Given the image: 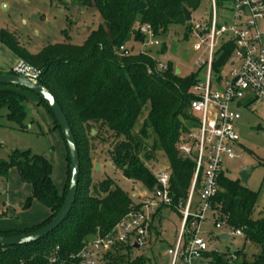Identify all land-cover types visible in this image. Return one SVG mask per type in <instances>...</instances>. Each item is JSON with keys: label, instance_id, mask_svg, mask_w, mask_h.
Here are the masks:
<instances>
[{"label": "trees", "instance_id": "trees-1", "mask_svg": "<svg viewBox=\"0 0 264 264\" xmlns=\"http://www.w3.org/2000/svg\"><path fill=\"white\" fill-rule=\"evenodd\" d=\"M71 2L82 8L95 7L103 18V24L93 30L82 45L54 43L34 53L21 43L15 33L0 28V44L20 61L41 72L38 80L52 92L69 120L81 162L77 199L66 220L37 242L14 247L0 246V264H77L73 256L90 240L109 234L129 212L140 208L141 205L112 179L101 183L98 195L90 193V139H95L97 135L93 134H98L104 128L111 131L117 140L110 158L113 166L126 179L139 183L148 193L154 192L158 187L157 177L148 165L155 160L157 153H161L169 165L170 193L175 205L180 202L185 204L191 189L196 164L193 159L183 157L179 147L183 135L196 121L191 113L194 99L191 90L200 81L202 69L182 76L168 62L166 70H159L162 63L158 57L167 48L164 41L161 45L152 46H160V50L154 48L142 51L132 47L125 55L120 48H126L130 42H147L148 36L141 32L143 26L151 27L155 40H163L171 26L190 23L185 20L183 10L186 8L193 14L199 9L200 0ZM216 2L218 6L224 7L230 0ZM190 28L187 27L189 32ZM233 49V43L228 42L216 53L214 72L217 75L231 58ZM8 74L15 73L12 70ZM25 92L29 91L0 85V116L5 110L6 117L22 128H25L27 117L25 103L28 98ZM39 101L54 119L45 103L40 98ZM148 105V115L141 129L136 132L135 124ZM54 121L56 129L60 130ZM68 161L67 182L62 194L52 180V164L46 157L27 151L16 153L9 162L0 161V174H7L11 167H15L21 181L31 187L32 194L27 206L38 201L49 211V216L37 225L25 229L0 230V236L36 232L52 221L60 212L68 193L69 157ZM218 182L219 191L213 199L211 211L215 226L224 223L227 230H241L244 245H255L257 253L248 260L244 249L234 253L210 251L207 258L211 264H227L230 256L235 254L237 257L243 256L240 264H264V216H254L258 193L249 190L241 179L229 178L224 170ZM201 183L200 176L195 189V201L198 200ZM162 209L158 210L157 216ZM171 212H176L181 218L174 209ZM156 218L149 226L150 235L156 231ZM156 234L159 236L158 231ZM138 249L131 243L117 244L98 264H146L151 260L144 255L133 257Z\"/></svg>", "mask_w": 264, "mask_h": 264}, {"label": "rangeland", "instance_id": "rangeland-1", "mask_svg": "<svg viewBox=\"0 0 264 264\" xmlns=\"http://www.w3.org/2000/svg\"><path fill=\"white\" fill-rule=\"evenodd\" d=\"M200 2V7L192 14V21L189 24L171 26L166 38L161 41L153 39L143 44L130 42L126 49L134 47L135 50L142 51L154 48L160 50V46H155L159 43L161 45L164 41L167 48L165 53L158 57L160 63L171 62L180 70L182 76L199 71L201 66L197 65L196 61L201 54L204 58L207 57V44L203 45L202 51H195L194 46L200 39L194 27L205 26L211 17L210 0ZM225 6H218L219 23L232 20V15ZM102 24V15L95 7L82 8L71 0H0V28L15 33L21 43L34 53L48 44L82 45L89 34ZM187 27H191V32ZM153 45L155 46L152 47ZM3 49L7 51L5 47ZM1 57H4L2 51ZM200 74L204 75L205 71L202 69ZM25 94L28 98L25 103L27 111L25 128L8 119L5 110L0 116V161L9 162L16 153L27 151L32 155L46 157L52 164V180L62 194L68 175L67 144L61 131L56 129L52 115L40 104L39 98L31 92ZM238 111L241 119L236 126L240 137L237 152L241 157L226 161L224 172L235 180L241 179L244 169L250 170L248 180L242 183L249 190L258 193L254 216L260 218L264 216V105L246 102ZM148 112L149 105L144 108L135 124L136 132L143 126ZM93 135L97 137L90 139L91 195H98L101 183L106 179H112L139 203L140 193H144L143 188L139 183L126 179L111 161L110 153L117 141L114 134L104 128ZM151 142L150 139L149 143ZM148 166L155 174L169 171L167 160L161 153H157L155 160ZM31 194V187L21 181L15 167H11L7 174H0V230L25 229L37 225L49 216L48 209L38 201H33L27 206ZM156 219L154 228L159 236L156 231L151 235L148 233V243L138 249L133 257L144 255L150 258L146 264H171L167 250L177 239L181 218L176 212L162 209ZM223 234H228L227 228L216 229L213 215L208 213L202 228V236L211 249L216 248L220 252L244 249L248 260L257 253L256 246L249 243L244 245L241 237L230 236L229 240H224ZM242 259L243 256H238L237 264H240Z\"/></svg>", "mask_w": 264, "mask_h": 264}, {"label": "built area", "instance_id": "built-area-1", "mask_svg": "<svg viewBox=\"0 0 264 264\" xmlns=\"http://www.w3.org/2000/svg\"><path fill=\"white\" fill-rule=\"evenodd\" d=\"M210 2L209 21L205 26L194 27L200 39L194 46L195 51H202L203 45L207 44V57L201 54L196 61L205 74H200V81L191 90L194 96L191 113L196 121L183 135L179 147L180 154L193 159L196 164L187 201L175 205L170 193V173L156 174L158 187L155 191H144L140 208L129 212L109 234L90 240L73 256L77 264H98L117 244L145 246L149 226L160 208L174 209L181 215L177 239L174 246L167 250L171 264H211L207 253L220 252L210 248L202 236V228L219 191L218 181L225 162L241 157L237 152L240 137L236 128L241 119L239 107L246 102L264 105V0H230L225 8L228 7L226 9L231 13L232 20L227 23L218 22L217 2ZM203 31H206L205 34L199 37ZM141 32L149 40L154 39L150 26H143ZM228 42L234 45L233 53L217 75L214 72L215 56ZM120 51L128 55L126 48L121 47ZM166 69V64L159 65V70ZM13 72L33 79H38L41 73L24 61H20ZM200 176L202 183L195 201ZM215 227L222 229L225 224L218 223ZM228 235L243 236L241 230L233 229H228ZM237 260L238 257L232 254L227 264H236Z\"/></svg>", "mask_w": 264, "mask_h": 264}, {"label": "water", "instance_id": "water-1", "mask_svg": "<svg viewBox=\"0 0 264 264\" xmlns=\"http://www.w3.org/2000/svg\"><path fill=\"white\" fill-rule=\"evenodd\" d=\"M183 11L185 20L187 22H191L192 13L186 8H184ZM205 32L206 31L200 33L199 37H202ZM176 73L179 74L180 70L177 69ZM0 85L13 86L15 88L29 91L37 95L45 103L48 109L52 112L54 119L60 127V131L67 144L70 159L69 188L60 212L52 219L49 224L36 232L14 236H0V246L14 247L37 242L45 238L50 233L59 228L66 220L68 215L71 213L77 199L79 179L81 174V162L77 141L69 120L52 92L42 82H40L38 79L23 77L16 74L2 73L0 74ZM249 174L250 170L244 169L241 176V181L246 182L248 180ZM222 239L229 240L230 238L228 235H223ZM136 248L138 249L139 247L136 246Z\"/></svg>", "mask_w": 264, "mask_h": 264}, {"label": "crops", "instance_id": "crops-1", "mask_svg": "<svg viewBox=\"0 0 264 264\" xmlns=\"http://www.w3.org/2000/svg\"><path fill=\"white\" fill-rule=\"evenodd\" d=\"M4 47L5 46L0 44V51H2L4 54V57L0 58V73H9L20 62V59L16 55H14L9 49H7L6 47L5 48L7 49V51L9 50L8 52H11V53H8L7 51H5L3 49ZM141 195H142V192L140 193V196ZM139 200L141 201L142 199L140 198ZM140 201H138V202H140ZM223 235H228V234H223ZM229 238H230V236H229ZM231 253H234V252H231Z\"/></svg>", "mask_w": 264, "mask_h": 264}]
</instances>
